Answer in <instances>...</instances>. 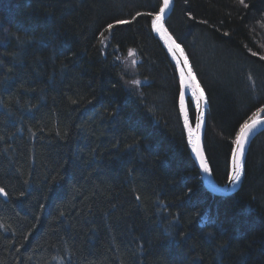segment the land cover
Wrapping results in <instances>:
<instances>
[{
	"label": "trees",
	"instance_id": "1",
	"mask_svg": "<svg viewBox=\"0 0 264 264\" xmlns=\"http://www.w3.org/2000/svg\"><path fill=\"white\" fill-rule=\"evenodd\" d=\"M160 4L0 0V264H264V131L238 189L208 192L152 28ZM166 27L224 184L240 124L264 107V0H174Z\"/></svg>",
	"mask_w": 264,
	"mask_h": 264
},
{
	"label": "water",
	"instance_id": "2",
	"mask_svg": "<svg viewBox=\"0 0 264 264\" xmlns=\"http://www.w3.org/2000/svg\"><path fill=\"white\" fill-rule=\"evenodd\" d=\"M163 2L164 0H161V4L159 9L163 6ZM174 5V0H169V5L168 7L165 9L164 13L162 14V20L161 23L163 24L164 29L166 30L167 34L169 36L172 37V40L175 41V43H178L174 37L171 35V33L168 31L167 27H166V21L169 17V15L171 14L172 8ZM158 9V12H159ZM157 12V13H158ZM156 33V35L159 37V39L161 40V42L163 43V45L166 47L167 51L169 52L173 63L176 67L177 73H178V77H179V81H180V74L179 71L177 69V64H176V60L173 58L172 53L169 51V44L172 41H169L168 43L165 42V38L162 37V35L156 31H154ZM179 44V43H178ZM180 45V44H179ZM185 55V54H184ZM183 59L184 57H181V63H183ZM188 60V59H187ZM189 62V61H188ZM190 67V64H189ZM191 68V67H190ZM187 71V69H186ZM187 83L188 81H185V85H186V90L184 93V106H183V111L181 109V103H180V89H179V94H178V108H179V113H180V118H181V123L186 135V139H187V146L189 148L190 154L195 162V165L199 171L200 177L202 179V183L205 187V189L210 192L213 193L214 195L217 196H228L233 194L239 187L241 179H242V174H243V168H244V163H245V158H246V154L248 151V148L250 146L251 141L253 140V138L259 134L260 132L264 131V113H261L259 115V120L262 122L260 124H257L250 132L248 137L246 138L245 142H244V146L242 149V153L239 156V164H240V179L232 182L229 177L230 175L234 174V164H233V149L236 148V145H233L232 148V152H231V158H230V166H229V175H228V179L224 184H217L211 175V172L209 170L208 167V163L206 161V157L204 154V149H203V137H204V131H205V125H206V108H207V103H206V99H205V95L203 92V99L200 100L199 102V107H197V103H196V98L192 96L191 91L187 88ZM199 91L197 92V96H199ZM189 98H191L192 100L194 99L193 103L195 104V114H194V118L191 119L190 117V110H189V103L188 100ZM185 115H187L188 118V126H190L194 132H196V136L198 137V146L200 148V151L203 155V159L204 162L206 163L207 167H208V172H205L203 170V168L201 167V162L200 160L197 158V155L192 151L191 145L188 143V128L185 126ZM197 124L200 125L199 129L197 130Z\"/></svg>",
	"mask_w": 264,
	"mask_h": 264
},
{
	"label": "snow or ice",
	"instance_id": "3",
	"mask_svg": "<svg viewBox=\"0 0 264 264\" xmlns=\"http://www.w3.org/2000/svg\"><path fill=\"white\" fill-rule=\"evenodd\" d=\"M241 4L244 3V0H239ZM169 5V0H164L163 6L159 9V12L156 13L152 19V28L154 31L160 33L162 37L165 38V42L168 43L169 41H172L169 44V51L172 53L173 58L176 60L177 69L180 74V103H181V109L183 111L184 106V93L186 90L185 81L187 80V88L191 91L192 96L196 98L197 107H199V102L201 99H203V92L200 90V85L196 82V78L192 73L191 68L189 67L188 60L186 57H184V51L181 48V46L178 43H175V41L172 40V37L169 36L166 32V30L163 27V24L161 23L162 20V14L164 13L165 9ZM247 6V5H245ZM137 15H141L140 13H137ZM149 16H153L152 13H147ZM129 23V21H123V20H117L116 24H125ZM114 27L113 24L108 25V29H112ZM130 54L131 51H130ZM255 55V53H253ZM181 57H184L183 63H181ZM264 59V57H262ZM187 69V71H186ZM200 91V95L197 96V92ZM261 113H264V107L259 108L256 112L252 114L251 117H249L248 120H245L242 124H240L239 130L236 132V137L234 144L236 145V148L233 149V164H234V174L230 175L229 179L232 182H235L240 179V164H239V156L242 153V149L244 146V142L246 138L249 135V132L257 125L262 123L259 120V115ZM185 126L188 128V143L191 145L192 151L197 155V158L201 162V167L205 172H208V167L206 163L204 162L203 155L200 151V148L198 146V137L196 136V132L193 131V129L188 126V118L187 115H185ZM200 125L197 124V130L199 129ZM0 194H3V189H0Z\"/></svg>",
	"mask_w": 264,
	"mask_h": 264
},
{
	"label": "rangeland",
	"instance_id": "4",
	"mask_svg": "<svg viewBox=\"0 0 264 264\" xmlns=\"http://www.w3.org/2000/svg\"><path fill=\"white\" fill-rule=\"evenodd\" d=\"M131 53L132 54H130V51H129V53L126 55V57L123 59V64H124V67H125V71H128L129 73H132V69H133V66H134V64H135V62H136V59H135V56H134V53L131 51ZM137 82L138 81H129L128 82V87H129V89H130V87L132 86H134V85H136L137 84ZM193 101H194V99H193ZM195 102V101H194ZM192 107H194L195 108V104L193 103L192 104ZM179 115H180V113H179ZM180 120H181V118H180ZM234 145V144H233ZM233 148V147H232ZM203 149H204V147H203ZM232 152V151H231ZM205 154V153H204ZM192 157V156H191ZM206 157V156H205ZM231 158V157H230ZM193 159V158H192ZM194 161V160H193Z\"/></svg>",
	"mask_w": 264,
	"mask_h": 264
},
{
	"label": "bare ground",
	"instance_id": "5",
	"mask_svg": "<svg viewBox=\"0 0 264 264\" xmlns=\"http://www.w3.org/2000/svg\"><path fill=\"white\" fill-rule=\"evenodd\" d=\"M168 54H169V52H168ZM169 56H170V54H169ZM184 57H186L185 55H184ZM170 58H171V56H170ZM171 60H172V58H171ZM173 61V60H172ZM188 64H189V62H188ZM193 73V72H192ZM194 75V74H193ZM195 76V75H194ZM196 78V77H195ZM180 82V81H179ZM196 82L198 83V81H197V79H196ZM199 84V83H198ZM200 90H202V88L200 87ZM203 91V90H202ZM199 94H200V91H199ZM189 100H190V102H191V104H193V100L191 99V98H189ZM188 100V101H189ZM179 109V108H178ZM206 113H207V108H206ZM194 114H195V109H194V107H193V115L191 116V114H190V117H191V119H193L194 118ZM183 127V126H182ZM184 130V129H183ZM185 133V132H184ZM186 136V135H185ZM254 139V138H253ZM187 140V139H186ZM206 161H207V159H206ZM202 180V179H201ZM217 196V195H216Z\"/></svg>",
	"mask_w": 264,
	"mask_h": 264
}]
</instances>
